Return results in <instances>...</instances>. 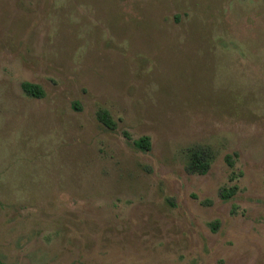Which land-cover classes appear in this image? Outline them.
Here are the masks:
<instances>
[{"label":"rangeland","instance_id":"obj_1","mask_svg":"<svg viewBox=\"0 0 264 264\" xmlns=\"http://www.w3.org/2000/svg\"><path fill=\"white\" fill-rule=\"evenodd\" d=\"M0 260L264 264V0H0Z\"/></svg>","mask_w":264,"mask_h":264},{"label":"trees","instance_id":"obj_2","mask_svg":"<svg viewBox=\"0 0 264 264\" xmlns=\"http://www.w3.org/2000/svg\"><path fill=\"white\" fill-rule=\"evenodd\" d=\"M21 88L25 94L35 98H41L43 96V90L38 84L23 81L21 83ZM98 118L103 124L109 129L113 130L114 122L109 117L107 111H100L98 113ZM126 137H129L127 133H124ZM150 139L148 136H141L133 141V146L139 150H149L150 149ZM211 162V157L207 152L201 148H192L188 151L186 168L190 172H197L204 174L207 172ZM233 193L232 188H222L220 190V196L223 199H228ZM0 264H5L0 260Z\"/></svg>","mask_w":264,"mask_h":264}]
</instances>
